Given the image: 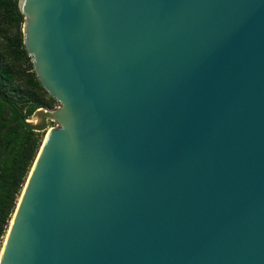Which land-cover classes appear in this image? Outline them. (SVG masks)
I'll use <instances>...</instances> for the list:
<instances>
[{"label":"water","instance_id":"water-1","mask_svg":"<svg viewBox=\"0 0 264 264\" xmlns=\"http://www.w3.org/2000/svg\"><path fill=\"white\" fill-rule=\"evenodd\" d=\"M58 101L0 264H264V0H17ZM56 126H47V120Z\"/></svg>","mask_w":264,"mask_h":264},{"label":"trees","instance_id":"trees-1","mask_svg":"<svg viewBox=\"0 0 264 264\" xmlns=\"http://www.w3.org/2000/svg\"><path fill=\"white\" fill-rule=\"evenodd\" d=\"M16 2L0 0V94L20 114L27 116L34 108L46 105L38 89L45 94L47 92L38 83L24 49L21 33L23 15ZM27 68L31 70L27 71ZM21 78L26 85L15 96L10 90L14 81ZM35 149L36 139L32 130H25L18 115L0 100V245Z\"/></svg>","mask_w":264,"mask_h":264},{"label":"rangeland","instance_id":"rangeland-1","mask_svg":"<svg viewBox=\"0 0 264 264\" xmlns=\"http://www.w3.org/2000/svg\"><path fill=\"white\" fill-rule=\"evenodd\" d=\"M23 65V64H22ZM31 69L30 68H27V71H30ZM26 85V82H25V80L24 79H17V80H15L14 81V87H12L11 88V90H10V92L11 93H13L15 96H18V94H19V91H21V89L24 87ZM38 92H39V94L41 95V98H43L44 99V101H45V104L46 105H42V106H44V107H47V108H49V109H54V108H56L57 106H58V101L57 100H55V99H52V98H49V96L47 95V94H45V93H43L42 91H41V89H38ZM28 116V115H27ZM47 126H56V123H55V121H53V120H47ZM45 132H46V130L44 129V130H32V133H33V136L35 137V139H36V149H35V152H34V156H33V158H32V161H33V159H34V157H35V155H36V153H37V150H38V148H39V146H40V144H41V142H42V139H43V137H44V134H45ZM32 163V162H31ZM31 166V165H30ZM30 166H29V168H30ZM28 171H29V169H28ZM23 185V184H22ZM21 188H22V186H21ZM21 190V189H20ZM20 193V192H19ZM18 196H19V194H18ZM18 196H17V198H18ZM17 198H16V201H17ZM10 220V219H9ZM9 220H8V223H9ZM8 226V225H7ZM6 229H7V227H6ZM6 229H5V232H6ZM5 232L3 233V235H2V240H3V238H4V235H5ZM2 240H1V244H2ZM1 246V245H0Z\"/></svg>","mask_w":264,"mask_h":264},{"label":"flooded vegetation","instance_id":"flooded-vegetation-1","mask_svg":"<svg viewBox=\"0 0 264 264\" xmlns=\"http://www.w3.org/2000/svg\"><path fill=\"white\" fill-rule=\"evenodd\" d=\"M29 129V128H28ZM28 129H25V130H28ZM29 130H32V129H29Z\"/></svg>","mask_w":264,"mask_h":264}]
</instances>
